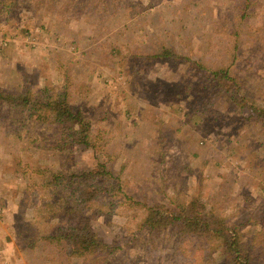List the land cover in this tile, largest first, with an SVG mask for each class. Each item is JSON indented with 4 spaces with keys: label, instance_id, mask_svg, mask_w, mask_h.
I'll return each mask as SVG.
<instances>
[{
    "label": "rangeland",
    "instance_id": "obj_1",
    "mask_svg": "<svg viewBox=\"0 0 264 264\" xmlns=\"http://www.w3.org/2000/svg\"><path fill=\"white\" fill-rule=\"evenodd\" d=\"M2 2L0 88L67 94L92 146L26 116L8 130L0 108V264H229L177 227L139 229L143 206L194 198L238 228L252 263L264 264V135L242 104L264 102V0L238 39L237 0ZM162 50L175 55L157 57ZM222 67L238 80L236 96L218 93L210 71ZM98 164L111 174L109 205L68 223L87 222L115 251L69 257L43 240L67 220L37 218L27 201L40 188H27L40 184L37 167Z\"/></svg>",
    "mask_w": 264,
    "mask_h": 264
},
{
    "label": "trees",
    "instance_id": "obj_2",
    "mask_svg": "<svg viewBox=\"0 0 264 264\" xmlns=\"http://www.w3.org/2000/svg\"><path fill=\"white\" fill-rule=\"evenodd\" d=\"M2 1L0 5L3 6ZM237 1V7L232 16L236 39L239 38L241 29L250 15L259 6V0ZM174 55L169 50H162L156 54L157 57H174ZM229 70V67L213 69L210 75L220 95L230 93L236 96L239 90L238 80L230 74ZM260 81V85L264 86V77ZM242 104L250 110L252 119L264 135V102L257 105L242 99ZM0 108H3L8 115V130L10 127L17 129L22 126L23 117L26 116L40 127L56 128L60 137L70 140L72 144L87 148L92 146L90 123L81 111L71 106L67 94L54 93L46 87L19 94L0 88ZM34 174L39 176L40 184L36 182L29 184L27 189L30 192L36 184L40 190L36 192L37 189L36 194L35 192L30 194L27 202L36 217L46 221L51 217L62 221L67 220V224L61 226L56 234L45 235L44 241L55 245L58 251L69 257H99L115 251V247L95 234L87 222L68 223L75 214L97 216L109 205L105 186L106 184L109 186L111 174L103 164H98L91 170H79L75 173L37 167ZM143 207L142 217L138 222L139 229L153 232L177 227L180 238L207 243L229 264H253L238 228L229 225L224 218L211 209H207L198 198L185 204H176L171 210L160 205Z\"/></svg>",
    "mask_w": 264,
    "mask_h": 264
}]
</instances>
